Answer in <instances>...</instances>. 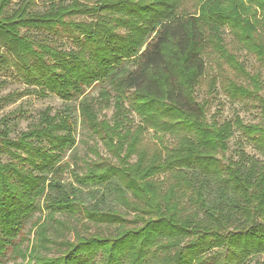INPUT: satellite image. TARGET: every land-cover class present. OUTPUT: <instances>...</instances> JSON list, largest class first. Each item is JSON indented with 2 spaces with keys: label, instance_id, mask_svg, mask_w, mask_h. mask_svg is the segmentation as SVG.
<instances>
[{
  "label": "trees",
  "instance_id": "obj_1",
  "mask_svg": "<svg viewBox=\"0 0 264 264\" xmlns=\"http://www.w3.org/2000/svg\"><path fill=\"white\" fill-rule=\"evenodd\" d=\"M225 32L263 64L264 0H0V76L25 87L0 102L64 103L15 138L0 119V264H264L262 84L226 88L257 97L256 124L209 121L196 95L211 52L242 71ZM76 112L108 157L77 156ZM236 132L258 156L226 158Z\"/></svg>",
  "mask_w": 264,
  "mask_h": 264
},
{
  "label": "rangeland",
  "instance_id": "obj_2",
  "mask_svg": "<svg viewBox=\"0 0 264 264\" xmlns=\"http://www.w3.org/2000/svg\"><path fill=\"white\" fill-rule=\"evenodd\" d=\"M39 8H43L40 2ZM224 43L227 54L233 56L234 59L239 64H241L242 71L236 70L231 66L224 64L216 54L211 52L210 56L207 58L206 75L201 81L199 88L196 90L197 99L199 102L205 101L207 103L206 109L207 118L209 121L215 120L222 124L225 121H233L235 117H239L245 125L256 124L260 119L259 109L256 108L257 97H254V99L250 100H241L240 102H231L226 88L228 87V84H235L251 91L253 89L251 79L255 78L257 82L258 76L259 81L262 84L260 95L264 98V63H259L257 61V57L254 54L248 53L246 50H244L242 46L233 39L232 35H229L227 32H225ZM4 79L6 78L0 76V82ZM5 81V86L0 88V98H3L13 92L20 93L25 89L24 85L16 79L7 77ZM99 91V86L87 89L82 98L91 99V102L98 103L97 98ZM70 104L77 105L78 103L77 101H73ZM112 104L113 103L111 102L109 108L100 110V120L106 119L110 121L113 113ZM63 106L64 103L53 96L40 98L35 95H24L21 98L14 100V102L8 104L0 102V119L3 117H8L7 120L10 122L12 129L10 137L15 138L18 133L27 130L30 124L37 120L38 114L41 111L46 108H50V114H53L54 112L61 110ZM74 117L77 121V146L75 152L77 156L85 161L93 160L96 158V156L91 152L90 149L96 148L101 156L108 157L101 146V143L95 137L89 136L86 130L81 129L77 112L74 114ZM133 122L134 126H136L139 123L138 118L133 116ZM158 137L159 136L154 135L151 130L144 134V139L146 141H149L152 145L155 144L158 147H162V144L170 145L172 142L167 136L161 140H158ZM238 137L239 133L236 132L229 141V150L226 154V158H235V151L238 149V145L235 143L238 141ZM238 142L242 146V150H244L247 154L258 156L253 147L244 144V139H240ZM68 156L69 154H67L65 158ZM112 161L114 162V160ZM78 163L80 164V161H78ZM70 179L69 173H65L63 176V181L68 182ZM43 215L44 214L41 213L35 214L30 222L26 224L23 230V236L21 238L26 241L21 244V249L29 247L33 236L31 232L33 231L32 225L38 218L43 217ZM69 239H72V236H70ZM8 255H10V251L8 252ZM7 264L25 263H22V261L18 258L9 256Z\"/></svg>",
  "mask_w": 264,
  "mask_h": 264
}]
</instances>
